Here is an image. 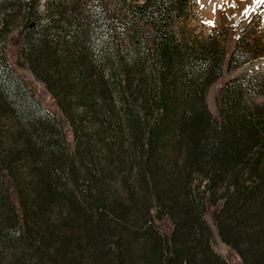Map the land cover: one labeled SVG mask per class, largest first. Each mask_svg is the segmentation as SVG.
I'll list each match as a JSON object with an SVG mask.
<instances>
[{"label":"trees","instance_id":"16d2710c","mask_svg":"<svg viewBox=\"0 0 264 264\" xmlns=\"http://www.w3.org/2000/svg\"><path fill=\"white\" fill-rule=\"evenodd\" d=\"M42 1L0 0V264H229L209 205L243 264H264V68L224 83L216 117L206 104L225 67L264 57L250 27L227 61L222 31L177 37L195 0ZM18 19L72 142L7 59ZM122 27L131 53L115 60Z\"/></svg>","mask_w":264,"mask_h":264},{"label":"rangeland","instance_id":"374dc122","mask_svg":"<svg viewBox=\"0 0 264 264\" xmlns=\"http://www.w3.org/2000/svg\"><path fill=\"white\" fill-rule=\"evenodd\" d=\"M84 1V0H83ZM144 0H127L129 3H142ZM114 0H109L112 5ZM114 2V7H115ZM45 0L41 3V11H43ZM250 27L249 44L257 52L263 53L264 49V0H195V5L192 9L191 15L187 19H182L177 22L175 26V33L178 38L189 39L194 41H206L207 38L213 34L216 37L222 34L226 37L227 42V61L230 58L233 50L235 49L236 43ZM23 25L18 19L13 32L9 35L8 46L6 48L7 59L10 65L20 74L25 83L34 92L39 103L46 109L55 115L62 124L65 126V131L70 142H72V132L67 124L64 115L61 113V109L58 108L55 100L49 94L46 85L38 80L35 74L31 71L28 64L24 62L21 57L20 41L18 34L22 30ZM122 27L117 33V41L111 45V58L122 57L127 59L131 50L130 36L125 31L121 33ZM150 27L142 25L140 28L141 38L151 31ZM221 38V37H220ZM221 40V39H219ZM117 63V61H116ZM118 64V63H117ZM264 68V57H261L252 63L243 65L240 68L229 70L225 67L224 74L219 78L208 90L206 97V104L213 116L218 115V94L221 87L228 80L238 77L240 75L257 72ZM262 101V98H258ZM117 192H121L120 183H115L114 186ZM203 186L201 185V191ZM218 197L224 194V191L217 189ZM216 207L208 206V213L206 219L214 231V250L220 253L229 264H243L241 257L235 250H232L226 245L218 234V228L213 219V213ZM58 214L51 216V222L59 224L61 221ZM162 226V227H161ZM158 226L163 232L166 233L171 231L168 225ZM78 258L75 263L79 264H107L109 261L100 260L99 262H91L87 258H83L81 254L72 253L70 257ZM103 258V257H102ZM72 264V263H71Z\"/></svg>","mask_w":264,"mask_h":264}]
</instances>
